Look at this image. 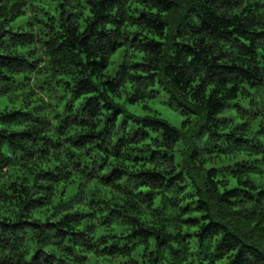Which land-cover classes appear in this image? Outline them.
Returning a JSON list of instances; mask_svg holds the SVG:
<instances>
[{"label": "trees", "instance_id": "16d2710c", "mask_svg": "<svg viewBox=\"0 0 264 264\" xmlns=\"http://www.w3.org/2000/svg\"><path fill=\"white\" fill-rule=\"evenodd\" d=\"M0 264H264V0H0Z\"/></svg>", "mask_w": 264, "mask_h": 264}, {"label": "rangeland", "instance_id": "374dc122", "mask_svg": "<svg viewBox=\"0 0 264 264\" xmlns=\"http://www.w3.org/2000/svg\"><path fill=\"white\" fill-rule=\"evenodd\" d=\"M166 101L167 96L163 92H160L158 98L156 100L150 101L149 105L159 113L161 119H163L172 127L179 128L185 116L180 115L177 111L168 107L167 104H165ZM129 109L131 111L136 110L134 107H129Z\"/></svg>", "mask_w": 264, "mask_h": 264}]
</instances>
